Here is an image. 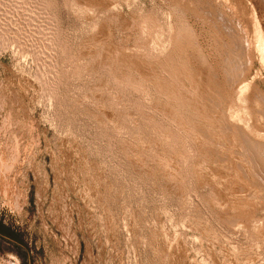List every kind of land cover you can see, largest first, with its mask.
I'll use <instances>...</instances> for the list:
<instances>
[{"label":"rangeland","instance_id":"obj_1","mask_svg":"<svg viewBox=\"0 0 264 264\" xmlns=\"http://www.w3.org/2000/svg\"><path fill=\"white\" fill-rule=\"evenodd\" d=\"M263 28L264 0H0V264H264Z\"/></svg>","mask_w":264,"mask_h":264},{"label":"bare ground","instance_id":"obj_2","mask_svg":"<svg viewBox=\"0 0 264 264\" xmlns=\"http://www.w3.org/2000/svg\"><path fill=\"white\" fill-rule=\"evenodd\" d=\"M254 17V16H253ZM264 29V28H263ZM253 31V30H252ZM256 37V36H255ZM225 117V116H224ZM225 120V119H224ZM228 133V132H227ZM218 145V144H217Z\"/></svg>","mask_w":264,"mask_h":264}]
</instances>
